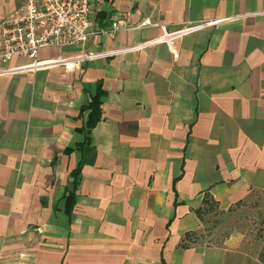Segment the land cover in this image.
I'll return each instance as SVG.
<instances>
[{
  "label": "crops",
  "instance_id": "0c3cea01",
  "mask_svg": "<svg viewBox=\"0 0 264 264\" xmlns=\"http://www.w3.org/2000/svg\"><path fill=\"white\" fill-rule=\"evenodd\" d=\"M86 1L83 44L0 60V264H227L242 233L201 232L264 193V0Z\"/></svg>",
  "mask_w": 264,
  "mask_h": 264
},
{
  "label": "built area",
  "instance_id": "2783aa9c",
  "mask_svg": "<svg viewBox=\"0 0 264 264\" xmlns=\"http://www.w3.org/2000/svg\"><path fill=\"white\" fill-rule=\"evenodd\" d=\"M215 22L211 20L203 24L212 25ZM2 31L0 60L7 62L13 56L27 57L29 62L21 67L26 70H36L54 63L39 60V48L83 44L95 33L91 28V9L86 0H24L3 21ZM143 44L135 43L109 51H88L82 55V60L119 55L139 49Z\"/></svg>",
  "mask_w": 264,
  "mask_h": 264
},
{
  "label": "rangeland",
  "instance_id": "374dc122",
  "mask_svg": "<svg viewBox=\"0 0 264 264\" xmlns=\"http://www.w3.org/2000/svg\"><path fill=\"white\" fill-rule=\"evenodd\" d=\"M205 225L202 240L213 244L234 229L242 233V242L227 264L264 263V193L251 194L225 220L221 213L207 216Z\"/></svg>",
  "mask_w": 264,
  "mask_h": 264
},
{
  "label": "trees",
  "instance_id": "16d2710c",
  "mask_svg": "<svg viewBox=\"0 0 264 264\" xmlns=\"http://www.w3.org/2000/svg\"><path fill=\"white\" fill-rule=\"evenodd\" d=\"M98 106H99L98 94L95 95L93 97V99H91L86 105L83 106V108H90L88 120H87V126L88 127H91L97 120ZM214 205H215L214 202L212 201V199H210L208 194H205L203 197V207H201L197 210V214L202 215V213H205L206 211L214 210V208H215ZM186 237L187 238L191 237V239H193L192 240L193 242H196V240L198 239V236L194 233H191V234L189 233L186 235ZM249 264H259V263L251 262ZM262 264H264V263H262Z\"/></svg>",
  "mask_w": 264,
  "mask_h": 264
}]
</instances>
